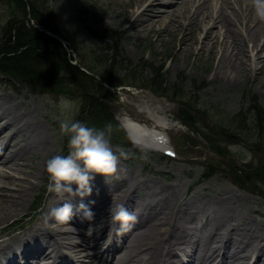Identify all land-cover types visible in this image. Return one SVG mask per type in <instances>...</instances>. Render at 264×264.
Here are the masks:
<instances>
[{
	"label": "rangeland",
	"instance_id": "1",
	"mask_svg": "<svg viewBox=\"0 0 264 264\" xmlns=\"http://www.w3.org/2000/svg\"><path fill=\"white\" fill-rule=\"evenodd\" d=\"M130 9L123 0H47L45 13L54 31L40 27L30 13L17 17L26 18L29 25L54 36L65 45L67 56L71 54L106 83L116 85L117 89L103 85L106 90L102 92V101L107 104L111 119L120 125L111 124V147L118 156L121 152L126 154V158L120 156L117 171L108 175L112 180L129 173L140 186H174L173 194L179 202L189 197L204 201L217 192L229 190L223 195L245 198L243 203L237 202L233 211L238 216L244 214L251 225L264 228V119L261 126L257 125L256 110L252 109L258 108L264 117V75L255 81L253 71H242L243 76H237L235 82L209 80L218 55H209L203 50L197 57L198 33L196 38L192 37V46L184 47L181 55L180 40L189 38L184 31L178 27L174 31L152 30L145 35L137 29L126 30ZM11 13H17L14 2L0 0V35ZM111 33L115 39L110 37ZM248 54H251L249 47ZM258 66H263V62ZM97 86L94 88L98 89ZM0 90L21 101L22 108L27 107L32 112L36 109V117L47 125L50 136L45 157L43 153L31 157V162L45 163L44 176L40 174L33 179L36 186L28 197L29 205L20 220L11 224L12 229L3 232L2 238L6 239L21 228L45 220L43 207L50 182L46 161L56 154H68V137L61 135L60 125L66 120L80 121L77 118L80 101L69 95L32 90L2 76ZM122 92L138 96L142 103H138L141 104L139 109L152 121L170 127L174 124L171 128L178 142L177 159L162 156L146 145L147 158H143L145 153L131 141L121 124L126 112L121 103ZM161 101L172 107L160 104ZM80 122L92 125L82 119ZM191 133L194 138L190 137ZM206 146L217 151L220 157L205 159ZM0 167L12 172L8 167ZM20 168L19 176L30 169L22 164ZM119 189L123 191L126 186L115 190ZM38 202L39 208H32ZM149 220L163 231L172 227V222L163 223L157 217ZM190 224L200 226L197 220ZM237 250L239 255L249 253L247 247Z\"/></svg>",
	"mask_w": 264,
	"mask_h": 264
},
{
	"label": "bare ground",
	"instance_id": "2",
	"mask_svg": "<svg viewBox=\"0 0 264 264\" xmlns=\"http://www.w3.org/2000/svg\"><path fill=\"white\" fill-rule=\"evenodd\" d=\"M123 1L131 6L126 30L137 29L145 35L152 30L174 31L178 27L184 31L189 38L180 40L181 55L184 47L192 46V37L198 33L197 57L203 50L218 55L209 80L235 82L237 76H243L242 71H253L255 81L264 75V20L256 17L250 0H216L212 4V0ZM121 103L126 109L129 134L133 135V129L139 132V141L134 138L135 142L152 140L154 133L158 136L162 132V124L139 109L142 103L138 96L122 92ZM20 104L0 90V165L12 170L0 167V264H264V228L251 225L244 214L238 216L233 211L237 202L243 203L245 198L226 197L223 194L229 190H223L204 201L189 197L179 202L173 194L174 186H140L129 173L114 180L95 175L93 194L85 202L95 201L93 210L96 221L104 223L102 231L89 232L88 222L77 213L70 223L45 219L2 238L3 232L12 229L11 224L23 216L36 186L33 179L45 170V163L31 162V157L38 153L45 157L50 145L49 128L36 117V109L32 112ZM160 104L172 107L162 101ZM145 131L154 133L148 136ZM20 164L30 168L24 170L23 176L17 175ZM120 186L126 189L115 190ZM68 201L79 203V198L48 193L44 216ZM117 204L138 217L122 235L108 230L112 223L107 209ZM152 217L172 222V227L163 231L151 223ZM193 220L200 226L191 225ZM246 247L249 253L239 255L237 249Z\"/></svg>",
	"mask_w": 264,
	"mask_h": 264
},
{
	"label": "trees",
	"instance_id": "3",
	"mask_svg": "<svg viewBox=\"0 0 264 264\" xmlns=\"http://www.w3.org/2000/svg\"><path fill=\"white\" fill-rule=\"evenodd\" d=\"M11 1L14 2L17 13L10 14L1 30L0 74L25 84L32 90L77 98L80 101V114L84 116L83 121L91 122L92 125L88 123L90 127L116 124L111 119L107 104L102 101V92L106 90L104 86L94 76L73 64L64 46L54 36L40 31L33 24L29 25L26 18L22 20L23 18L17 17L19 14L30 13L36 24L54 31L52 21L45 13L47 0ZM43 11L45 15H42ZM15 37H18L16 43L13 42ZM110 37L115 39L112 33ZM86 69L90 71L89 68ZM155 85L161 88L159 84ZM96 86L98 89L94 88ZM252 109L256 110V124L261 126L264 117L260 115L258 108Z\"/></svg>",
	"mask_w": 264,
	"mask_h": 264
},
{
	"label": "clouds",
	"instance_id": "4",
	"mask_svg": "<svg viewBox=\"0 0 264 264\" xmlns=\"http://www.w3.org/2000/svg\"><path fill=\"white\" fill-rule=\"evenodd\" d=\"M256 17L264 20V0H250ZM113 131L112 125L107 124L103 128L90 127L80 121H64L60 125V133L67 136L68 154L53 155L46 161V172L49 178L47 191L59 196L67 194L73 200L79 198V203L65 202L58 207L51 208L45 215L46 220H55L58 223H70L77 213H80L82 221L88 222V231L95 233L104 228L103 221H96V213L93 210L94 200L85 202L86 197L93 194V180L95 175L108 176L117 171L121 152L118 156L112 149L110 137ZM137 143V142H133ZM137 146L145 153L143 144ZM113 231L117 235L124 232L138 221V217L128 210L123 204L110 206L107 209ZM118 225V227H116Z\"/></svg>",
	"mask_w": 264,
	"mask_h": 264
},
{
	"label": "water",
	"instance_id": "5",
	"mask_svg": "<svg viewBox=\"0 0 264 264\" xmlns=\"http://www.w3.org/2000/svg\"><path fill=\"white\" fill-rule=\"evenodd\" d=\"M77 66H79V65L77 64ZM79 67H80V66H79ZM100 82L104 84V82H103L101 79H100Z\"/></svg>",
	"mask_w": 264,
	"mask_h": 264
},
{
	"label": "snow or ice",
	"instance_id": "6",
	"mask_svg": "<svg viewBox=\"0 0 264 264\" xmlns=\"http://www.w3.org/2000/svg\"><path fill=\"white\" fill-rule=\"evenodd\" d=\"M169 155H171V153H169Z\"/></svg>",
	"mask_w": 264,
	"mask_h": 264
}]
</instances>
